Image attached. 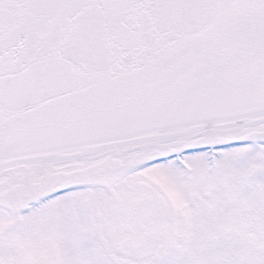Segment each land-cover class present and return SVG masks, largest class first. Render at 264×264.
Segmentation results:
<instances>
[{"label":"snow or ice","instance_id":"obj_1","mask_svg":"<svg viewBox=\"0 0 264 264\" xmlns=\"http://www.w3.org/2000/svg\"><path fill=\"white\" fill-rule=\"evenodd\" d=\"M0 264H264V0H0Z\"/></svg>","mask_w":264,"mask_h":264}]
</instances>
